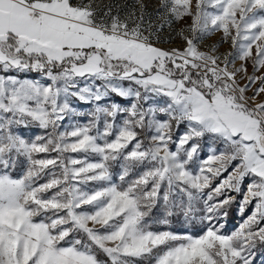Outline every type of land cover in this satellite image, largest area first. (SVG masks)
I'll return each instance as SVG.
<instances>
[{
    "label": "snow or ice",
    "instance_id": "obj_1",
    "mask_svg": "<svg viewBox=\"0 0 264 264\" xmlns=\"http://www.w3.org/2000/svg\"><path fill=\"white\" fill-rule=\"evenodd\" d=\"M136 4L139 14L133 9L121 19L118 12L112 14L110 3L100 16L96 0H0V70L38 72L50 81L0 75V264H106L97 250L110 264L149 258L155 264H253V249L264 244V102L249 106L248 86L236 81L247 69L234 67L231 51L221 57L214 54L215 45L209 52L198 47L206 35L222 31L224 42L231 38L236 58L247 60L255 47L253 66L256 71L264 68V0H195V11L193 0H160V7L176 21L192 19L178 33L185 43L182 51L154 46L153 25L149 21L144 26L146 6L143 0ZM161 18L164 23L157 31L170 26ZM77 78L93 85L78 87ZM97 80L101 85H95ZM248 80L261 83L254 101L264 93V77ZM123 81L136 87H124ZM109 93L131 100L130 106H101ZM152 96L167 98L165 106L145 108ZM69 97L96 106L87 124L58 132L66 114L74 112ZM157 113L167 119H157ZM119 114L125 118L117 128ZM33 123L51 131L31 142L13 131ZM182 123L186 131L173 141V128ZM137 129L155 130L146 137L148 145L138 139ZM205 136L221 141L224 149H211L194 174L188 165L196 162ZM170 142L176 143L175 151ZM50 152L57 156L34 157ZM67 152L95 154L99 161L69 158L65 163ZM21 156L28 167L16 178L10 170ZM118 160L123 161L118 178L125 187L112 183L110 164ZM233 161L238 163L232 171L212 187ZM49 166L62 173L51 172L50 180L38 184ZM138 166L146 170L128 180ZM248 176L254 179L240 212L253 201L254 210L225 235L224 225L213 221L227 216L220 211L233 199L227 192H240ZM93 181L108 186L91 193L77 187ZM52 189L56 191L51 196L44 195ZM205 189L210 191L200 219L208 226L202 234L151 230L147 218L161 200L165 216L160 223L167 225L177 207L192 220ZM221 196L224 199H217ZM84 205L94 210L78 211Z\"/></svg>",
    "mask_w": 264,
    "mask_h": 264
},
{
    "label": "rangeland",
    "instance_id": "obj_2",
    "mask_svg": "<svg viewBox=\"0 0 264 264\" xmlns=\"http://www.w3.org/2000/svg\"><path fill=\"white\" fill-rule=\"evenodd\" d=\"M71 2L73 4H79L81 3V0H71ZM83 3H88V0H83ZM96 3L101 5V11L99 13L100 16H102L103 14V6L108 5L109 3L114 5L112 9V14L116 15L118 12L121 19H123L125 15L133 9H136L137 15L139 14V6L136 4V0H96ZM143 3L146 6L145 16H144V26L147 27L150 21L151 24L153 25L152 31L156 33V35L152 37V42L154 46L157 48L166 50V51H171L172 49H180L182 51L183 48L185 47V43L182 37L178 35V33L182 29H185L189 25H191V22H192L191 17H185L180 21H176L174 18H172L170 15L166 13L165 9L160 7V0H143ZM207 10L209 12L216 11L213 8H208ZM193 11H195V0H193ZM162 16L165 17L170 22V26L169 24H165L162 30L157 31L156 26L161 23H164V20L161 18ZM144 34L148 35V32L145 31ZM185 35H188V33L185 32ZM213 45L216 46V52L214 53L215 55H220L221 57H223L224 54L231 51L233 53V57L230 59H234V67L240 68L241 65H243L247 69L246 73L241 72L237 74L236 81L240 87H244L246 85L248 86L245 96L248 98L249 106L254 107L255 104L264 102V93H261L259 96H256L254 101L251 99L255 95L256 90L261 86V83H260V80H257L256 83L252 84L248 80V77L249 76L264 77V68H261L259 71H256L253 66L254 60H255V51H256L255 47H253V56L248 58L245 61H241L238 58H236L237 50L232 48L231 38L229 37L227 42H224L222 31H216L212 35H206L203 38V41L199 43L198 47L200 51L209 52L211 49V46ZM169 67H171V65H169ZM229 70H233L232 66H230ZM0 75L15 76L19 79L40 80L41 83H44V84L50 83V81L42 77L41 74L38 72H16V71L3 72L2 70H0ZM94 83L96 86H99L101 85L102 82L97 80ZM77 84H78V87H85V86H92L93 82L91 80H88L87 78H77ZM122 84L124 87H136L134 84H130V82L128 81H123ZM141 91L143 90L141 89ZM166 99L167 98L165 97L152 96L147 101V103H145L144 107L145 108L149 106L163 107L165 106ZM69 101H70L71 107L74 109V112L66 114L65 119L59 123V127L57 129L58 132L71 131L74 126H77V125L82 126L84 124H87L91 119L89 114L94 110V107L96 106L95 102L85 103V102L79 101L75 97H69ZM112 103H117L121 107L126 108L130 106L131 100L118 97L114 93H109V96L105 100L100 102L101 106H110ZM124 118H125V114H119L117 116V119L115 122L117 128L121 126ZM156 118L159 120H166L167 116L164 115L163 113H157ZM99 127L102 130L103 121H101ZM13 131L23 136L29 142H31L38 135L46 136L48 132L51 131V129L46 131L44 129L39 128L36 124L33 123V124H30L28 127L19 126L17 128H14ZM185 131H186V124L184 123L180 124L178 129L174 127L173 132H172L173 141H177L179 136L182 135ZM152 135H155L154 129L152 131L146 132L145 137L150 138ZM113 138L114 137H109V139H113ZM147 140L150 143V140L149 139ZM134 143L135 142H133V144ZM199 143H200V149H199L198 158L196 159V166L194 168V171L191 169L192 167L189 168V170L192 171L194 174L198 172L200 162L207 159V157L211 154V149H215L217 153H219L220 151L224 149L223 143L219 140H214L211 136H205L202 140L199 141ZM131 148H132V145L130 144L127 151H130ZM169 148L170 150L175 151L176 143L170 142ZM73 154L74 153H71V152H67L63 154L65 158V163L68 162L69 158H77V159L86 160L87 162H92V163L99 161V159H95V160L87 159L89 157H92L94 154L85 155L84 153H82L83 155L81 154L80 156H75ZM56 156H57V153L55 152L34 154V157L37 159L54 158ZM237 163L238 161H233L232 164L228 167V171L223 172L221 176L215 178L212 181V187H215L217 184L220 183L221 180L226 178L227 175L232 171V169L235 167ZM190 165L192 166V163H190ZM76 167H79V165H77ZM55 168L56 169L53 170V172H55L57 176H59L62 173V169L60 168V171H58L57 168L59 167H55ZM51 178L52 177L50 173H43L41 175V183L39 184H43L47 182L48 180H50ZM253 179L254 178L251 176L245 177L244 181L241 184L240 192H234V191L227 192V195L231 196L232 198L235 197V199H237L239 213H241L240 205L247 192V186ZM93 182L96 183V188L93 191H96V190L101 189L102 187L108 186V184H103V182L101 181H93ZM77 187H79L82 191H87L89 193L93 192V191H88L87 189H84L83 187H81V184H78ZM208 191H210V189H205V194H203L200 199L202 202L203 213H204V201L206 200V193ZM254 205H255V201H253L251 204L246 206L245 210H247L248 214L245 215L244 217H240L237 220L234 231H236L239 228V226L244 222V220H246L247 217L252 213V211L254 210ZM82 210L89 211L86 209H82ZM93 210L94 209H92L91 211ZM78 211H81V210H78ZM213 223H217V224L224 223L223 217L219 216L217 220L213 221ZM89 226L91 227L92 225L90 224ZM207 226L208 225H206V227ZM260 226H264V222H262ZM96 227H101V226L97 225Z\"/></svg>",
    "mask_w": 264,
    "mask_h": 264
},
{
    "label": "trees",
    "instance_id": "obj_3",
    "mask_svg": "<svg viewBox=\"0 0 264 264\" xmlns=\"http://www.w3.org/2000/svg\"><path fill=\"white\" fill-rule=\"evenodd\" d=\"M137 131L140 133V135L138 136V139L144 141L145 145H148L149 142H148L147 138L145 137L146 132L141 131L140 129H137ZM125 151H127V149ZM81 154L82 153H74L73 155L80 156ZM97 157L98 156L94 154L92 157H89L87 159H90V160L99 159ZM122 164H123L122 160L111 162L110 172L112 175V183H115L117 185L125 187L126 184H122V182L118 178L122 172ZM195 166H196V162L192 163V166L189 164L188 168L192 167L191 169L194 171ZM27 167H28V164L26 163L25 158L21 156L18 158L17 166L14 169H11L10 172L14 177L19 178L20 176L23 175V173ZM55 169H56L55 167L49 166V169H46L45 173H51ZM57 170L60 171V168H57ZM144 170H146L145 166H138V167L134 168L132 170V172L130 173V176L127 179L128 180L135 179L137 177V175ZM37 183L38 184L41 183V177L38 179ZM103 184H107V182H103ZM81 187H83L84 189H87L88 191H93L96 188V183L95 182L84 183V184H81ZM163 190H164V188L162 187V192H163ZM54 192H55V189H52L50 192L45 193L44 195L51 196ZM223 198L224 197H219L218 199L222 200ZM173 199H177V198L173 197ZM195 207H196V209H198V211H196L194 214L195 219L186 220L183 216V212L181 211V209L179 207H177L174 209L175 214L173 216L167 218L169 223L167 225H165V224L160 223V220H162L165 216L163 201L161 200L157 204V206L153 209L150 216L147 218V222L151 225V230H153V231H172V232H174L176 234H180V235L190 234L193 236H198V235L202 234L203 231L206 229L207 222L202 221L200 219V217H202L204 215L201 200L196 202ZM82 209H86V210L91 211L93 209V207L90 205H84L79 210H82ZM220 211L221 212H224V211L227 212L226 217L222 216L223 220H224V223H222V224L224 225V227L221 229V232L225 235H230L231 233H233L235 230V227H236L237 220L240 217H244L245 215L248 214L247 210H245L243 213H239L238 201H237V199H235V197H233V199L229 205H226ZM61 214H63V213H61ZM36 219L40 220L41 217H37ZM96 228L100 232L105 231V229L103 227H96ZM74 235H76L77 238H85V237H83L82 233H75ZM61 243L64 244L65 246H67V244L65 242H61ZM253 251L255 253V256L253 257V264H264V245L258 243L256 248L253 249ZM97 255H98V258L100 260L105 261L106 264H110V261H108V258L105 254H103L102 252H99L97 250ZM154 263H155L154 260H152L151 258L140 259V260H137L135 262V264H154Z\"/></svg>",
    "mask_w": 264,
    "mask_h": 264
}]
</instances>
